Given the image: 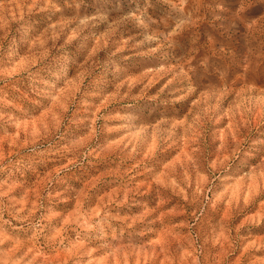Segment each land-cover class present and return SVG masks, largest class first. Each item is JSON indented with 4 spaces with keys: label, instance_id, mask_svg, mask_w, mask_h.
<instances>
[{
    "label": "rangeland",
    "instance_id": "obj_1",
    "mask_svg": "<svg viewBox=\"0 0 264 264\" xmlns=\"http://www.w3.org/2000/svg\"><path fill=\"white\" fill-rule=\"evenodd\" d=\"M0 264H264V0H0Z\"/></svg>",
    "mask_w": 264,
    "mask_h": 264
},
{
    "label": "bare ground",
    "instance_id": "obj_2",
    "mask_svg": "<svg viewBox=\"0 0 264 264\" xmlns=\"http://www.w3.org/2000/svg\"><path fill=\"white\" fill-rule=\"evenodd\" d=\"M190 14V13H189ZM184 24V23H183ZM153 81V80H152ZM204 92V91H203ZM212 93V92H211ZM199 94V93H198ZM198 96V95H197ZM215 100V99H214ZM191 104V103H190ZM192 107V106H191ZM207 107V106H206ZM188 109V108H187ZM225 114V113H224ZM206 119V118H205ZM179 121V120H178ZM177 122V121H176ZM186 123V122H185ZM181 124V123H180ZM176 125V124H175ZM178 125V124H177ZM188 126V125H187ZM167 129V128H166ZM141 130V129H139ZM165 130V129H164ZM163 130V131H164ZM195 130V129H194ZM148 131V130H147ZM140 133V132H139ZM167 133V132H166ZM193 133V132H192ZM136 135V134H135ZM148 135V134H147ZM149 136V135H148ZM231 136V135H230ZM146 138V137H145ZM208 140V139H207ZM148 141V140H147ZM206 141V140H205ZM156 142V141H155ZM152 144V143H151ZM153 147V144L151 145ZM125 147V146H124ZM151 147V148H152ZM108 148V147H107ZM110 148V147H109ZM133 149V148H132ZM150 150V149H149ZM183 152V151H182ZM183 159V158H182ZM186 159V158H185ZM141 160V159H140ZM197 162V161H196ZM142 163V162H141ZM200 163V162H199ZM201 165V164H200ZM198 168V167H197ZM169 170V169H168ZM183 171V170H182ZM169 173V172H168ZM178 173V172H177ZM230 177V176H229ZM126 192V191H125Z\"/></svg>",
    "mask_w": 264,
    "mask_h": 264
}]
</instances>
